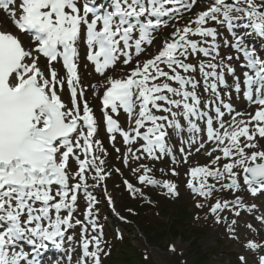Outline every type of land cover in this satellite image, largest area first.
Listing matches in <instances>:
<instances>
[{
  "label": "snow or ice",
  "instance_id": "obj_1",
  "mask_svg": "<svg viewBox=\"0 0 264 264\" xmlns=\"http://www.w3.org/2000/svg\"><path fill=\"white\" fill-rule=\"evenodd\" d=\"M0 10L16 30H0V264H47L50 248L66 264L110 255L94 192L113 204L105 181L123 173L107 162L101 127L138 183L169 198L179 196L177 184L140 161L168 158L179 176L177 166L203 150L209 163L185 173L193 198L204 201L195 207L240 244L238 264H264V213L255 203L264 200V0H0ZM81 60L101 78L96 84H82ZM117 65L125 75L110 74ZM123 184L152 202L142 187ZM217 193L231 198L210 202Z\"/></svg>",
  "mask_w": 264,
  "mask_h": 264
},
{
  "label": "rangeland",
  "instance_id": "obj_2",
  "mask_svg": "<svg viewBox=\"0 0 264 264\" xmlns=\"http://www.w3.org/2000/svg\"><path fill=\"white\" fill-rule=\"evenodd\" d=\"M199 3V0H198ZM203 10V5L194 11ZM0 14V24L8 25L9 31L15 32L11 20L2 11ZM191 18L190 13H185L180 20V24L187 23ZM172 31L171 28L164 29L162 35L167 37ZM28 40V36L23 37ZM257 41L252 39L251 41ZM27 42V41H26ZM156 47L150 48L149 52L155 53L160 48L159 38L155 41ZM261 47V45H260ZM83 55V49H81ZM190 62H195L189 58ZM84 61L81 60L79 73L81 82L87 86L96 84L101 78L94 73L93 67L89 64L88 68L83 67ZM60 69L59 65H56ZM123 68V71L121 69ZM127 68L122 65H117L114 72H110L114 77L125 75ZM63 75V70L62 74ZM64 101L67 102V92L63 91ZM86 98L89 100L90 106L93 108L98 121H101V109L99 99L95 98L92 90L86 92ZM123 125V116L121 117ZM99 138L103 141L104 146L109 151L107 162L109 165H114L120 168L123 176L113 174L105 181L108 195L112 197L113 204H109L107 197L102 189H96L94 194L97 196L98 203L96 205V219L102 226L103 237L106 241L105 251H109L110 255L101 257L102 264H238L237 256L241 251L240 244L236 241L228 239L223 232L217 231L220 225H215L211 216L207 220L204 219L207 213V208L201 210L195 207L196 200L204 202L202 198H193L190 190L186 187V182L183 178V169L177 166L179 176H172L170 168L173 165L168 158L148 161L142 160L141 163H148L152 168L151 175L159 180L168 179L177 184L179 196L169 198L161 194L163 191L160 188L151 186H142L138 183L136 175H134L128 167H126L120 159H117L118 154L113 151L108 134L101 127ZM264 145V139L260 141ZM116 146L121 148L123 152L122 139L117 134ZM136 147V145H134ZM217 155L219 153H216ZM177 158L180 154L177 151ZM195 161L188 160L185 164L187 171L190 167L205 165L209 163V158ZM184 164V163H181ZM136 162H131V167L135 168ZM164 169L168 175H164L160 170ZM128 179L134 186L142 187L146 195L151 199V203L146 202L143 198L137 196L133 198L126 190L123 184L124 179ZM217 198H228L226 193H217L210 202L214 203ZM253 201L249 199V203ZM255 203L260 205L261 213L264 209V200H256ZM80 211L84 209L82 201L79 202ZM131 209V211H129ZM177 214H180L181 220H175ZM223 215H229L227 211ZM200 219L197 220L196 217ZM78 218L83 219V216ZM174 220V221H173ZM173 221V223L171 222ZM176 229L179 233L176 236L170 237L172 234L169 228ZM222 227V226H221ZM223 229V228H222ZM77 238L80 234L79 226L74 230ZM264 241V236L259 238ZM176 247V252L170 251V246ZM135 255L131 259L130 254ZM141 257V258H140ZM66 264V261H62Z\"/></svg>",
  "mask_w": 264,
  "mask_h": 264
},
{
  "label": "bare ground",
  "instance_id": "obj_3",
  "mask_svg": "<svg viewBox=\"0 0 264 264\" xmlns=\"http://www.w3.org/2000/svg\"><path fill=\"white\" fill-rule=\"evenodd\" d=\"M0 14H1V11H0ZM7 26L8 25H2V26H0L1 28H2V30H6V31H9L8 30V28H7ZM27 41V40H26ZM249 43L250 44H253L257 49H259L260 48V42L257 40V41H249ZM244 107H245V105L244 104H237V109L238 110H243L244 109ZM227 118V117H226ZM203 153V150H202V152L201 153H195V151L193 150V154L189 157V159L191 160V158L192 159H195V161L197 160V162L198 161H200V160H202V158L201 157H203V158H208L206 155H204V154H202ZM224 161H222V163H223ZM180 167H181V169H183V178H184V181L186 182L187 181V179H188V177L185 175V173L187 172V168L185 167V164H180L179 165ZM190 192V191H189ZM229 197H231L230 195H229ZM262 212L264 213V209H262ZM223 227H221V226H219L218 228H217V231H220V232H223V230H224V228L222 229ZM48 252H49V250H48ZM47 252V253H48ZM50 252H54V253H56V255H62V252H60V251H57V250H55V249H53V248H51V250H50ZM44 258H46L45 257V254H44ZM46 262H48V259H44ZM50 264V263H49ZM60 264H63V263H60Z\"/></svg>",
  "mask_w": 264,
  "mask_h": 264
},
{
  "label": "trees",
  "instance_id": "obj_4",
  "mask_svg": "<svg viewBox=\"0 0 264 264\" xmlns=\"http://www.w3.org/2000/svg\"><path fill=\"white\" fill-rule=\"evenodd\" d=\"M169 231H171V233H172L170 236H176L179 233V231L176 229V227L174 229L169 228ZM130 256H131V259L135 258V255L133 253H131ZM132 257H134V258H132Z\"/></svg>",
  "mask_w": 264,
  "mask_h": 264
}]
</instances>
